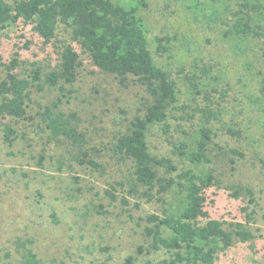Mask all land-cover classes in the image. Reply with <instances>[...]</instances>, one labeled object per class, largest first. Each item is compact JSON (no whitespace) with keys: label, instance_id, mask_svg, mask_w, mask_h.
<instances>
[{"label":"trees","instance_id":"trees-1","mask_svg":"<svg viewBox=\"0 0 264 264\" xmlns=\"http://www.w3.org/2000/svg\"><path fill=\"white\" fill-rule=\"evenodd\" d=\"M149 7V0H0V30L14 26L29 30L33 37L48 45L56 41L59 28L64 27L82 54L88 55L100 71L113 76L122 87L137 85L147 94L141 114L135 115L124 133L115 135L109 149L112 158L130 166L128 175L107 183L103 197L95 196L100 198V205L91 200L81 209L73 208L79 213L77 216L85 222L92 216H109L113 213L108 208L117 204L127 208L130 198L154 204L158 213L142 219L145 222L142 234L149 240L147 250L140 245L137 253L163 252L164 256L146 264H219L221 255L235 245L252 242L256 236L252 231L256 212L250 210L256 201L250 188L230 186L235 190L231 196L239 198L245 193L250 198V206L242 208L244 220L223 221L214 218L209 210V191L222 188L213 166V148L217 147L225 156L243 155L237 149L228 150L215 143L219 135L216 124L222 130L228 127L233 136L242 133L235 128L239 125L236 119L232 118L229 126L224 124L225 113L215 100L216 94L223 98L232 90L235 84L232 80L237 77L229 76L227 66L192 55L191 41L179 40L170 33L150 38L151 27L144 14ZM167 7H174L173 16L184 11L201 30L217 29L219 37L231 46L235 60L251 72L247 80L259 85L262 94L251 92L248 98L264 115V48L261 53L251 51L256 42H264V0H169ZM31 42L30 38L24 48L28 49ZM22 48L9 56L0 53V138L8 148L24 139L19 127L32 118L34 95L46 89L48 92L59 89L62 97L37 104L36 118L48 136V143L64 142L69 148L68 156L51 157L48 162L45 153H41L34 157L38 171L24 175L44 181L51 173L55 175L50 179L68 173L73 179L71 184L77 186L73 187L74 192L81 195L84 189L78 187L81 182L76 175L78 169L99 171L101 175L107 169L93 154L101 152L89 147L88 133L81 130L78 113L61 107L68 95L65 92H75L66 85L73 86L77 81L83 64L81 53L74 44L65 43L59 47L57 67L45 71L37 62L29 64L23 59ZM155 55L167 58V67ZM191 55L190 68H186L190 62L187 60L182 71L186 72L192 102L183 103L169 67ZM237 81L245 84L242 77ZM179 118L193 123L194 128H179L177 123V137L172 121ZM156 129L169 145L167 153L151 150L150 139ZM79 195L68 194L73 200ZM106 200L107 206L102 203ZM53 218L58 222L56 215ZM35 242L24 236L16 238L14 249L19 264H64L57 257L49 260L40 256L34 249ZM83 250L87 254L94 252L88 246ZM102 251L109 249L102 247ZM7 257L11 254L7 253ZM137 260L135 253L124 264H136Z\"/></svg>","mask_w":264,"mask_h":264},{"label":"rangeland","instance_id":"rangeland-1","mask_svg":"<svg viewBox=\"0 0 264 264\" xmlns=\"http://www.w3.org/2000/svg\"><path fill=\"white\" fill-rule=\"evenodd\" d=\"M149 2L150 7L144 14L151 27L150 38L170 33L179 40L191 41L192 55L204 56L207 60L227 66L229 76L235 75L245 80V84L238 83L235 78L232 80L235 84L227 95L223 98L219 94L215 95L216 103H220L225 113L222 120L224 124L229 126L234 118L235 123L239 124L235 128L242 131L239 136H233L227 131L228 127L222 130L219 129L220 124H216L219 135L215 143L228 150L230 147L237 149L243 155L225 156L212 146L215 150L213 166L222 181V188L214 187L209 191V210L216 219L227 222L244 220L242 208L250 206V198L245 193L239 198L231 196L235 190L230 189V186L250 188L256 201L250 207L251 211L256 212L252 223L255 239L235 245L226 255H221L219 264H264V115L258 110L257 104H252L248 98L251 92L262 94L260 87L256 82L247 80L251 72L235 60L231 46L219 37L217 29L201 30L184 11L173 16L174 7H167L169 0ZM179 34H185L186 37ZM30 38L32 42L25 49L26 41ZM65 43L76 46L83 64L76 83L73 86L66 85L68 90L74 89L75 92H65L68 95L61 107L67 112L78 113L81 130L88 133L89 147L101 152L93 154L107 169L103 175L99 171L78 169L76 175L81 177L78 187L84 189L81 195L74 192L73 187L77 186L71 184L73 179L68 173H59L56 178L50 179L51 175H55L51 173L45 178L50 181H43L34 175L25 177V173L39 169L35 166L37 161L34 157L45 153L50 162L51 157L62 154L68 156L69 151L64 142L48 143V136L36 118L37 104L44 105L62 97L59 89L51 92L46 89L35 94L30 111L32 118L19 127L20 135L25 134V138L17 141L13 148H8L0 138V264H19V255L14 249V241L18 236L34 239V249L40 256L49 260L57 257L64 264H124L126 258L135 253L138 255L136 264L156 262L163 258V252L137 253L140 245L147 250L149 240L142 234L145 228L142 219L150 213H158L154 204L130 198L127 208L117 204L108 208L113 214L92 216L87 222L72 210L83 208L91 200L95 205H100V198L95 199V196L103 197V191L108 188L107 183L120 181L128 175L130 166L112 158L109 149L115 135L124 133L135 115L141 114L147 94L137 85L122 87L113 76L100 71L88 55L82 54L81 48L70 39L69 31L64 27L59 28L56 41L48 45L33 37L29 30H20L16 26L0 30V53L12 55L23 47L22 58L28 60L29 64L37 62L45 71L57 67L60 61L59 47ZM263 46V41L256 42V45L251 46V51L261 53ZM192 55L180 58V62L174 61L169 67L175 75L183 103L192 102L186 72L182 71L187 60L190 62L186 68H190ZM155 58L167 67V58L156 55ZM172 123L177 137V123L179 128H194L193 123L181 118ZM150 144L154 153L169 151L168 143L157 129ZM68 194L71 197L79 195V198L73 200ZM102 203L107 206V200ZM138 204L139 208L136 207ZM53 215H56L58 222ZM86 246L94 252L87 254L83 250ZM102 247L109 251H102ZM7 253L11 254L10 258Z\"/></svg>","mask_w":264,"mask_h":264}]
</instances>
